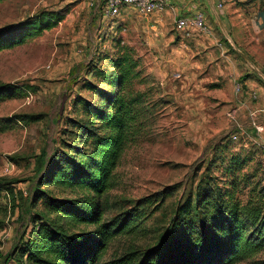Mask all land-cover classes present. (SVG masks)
<instances>
[{"label": "rangeland", "instance_id": "374dc122", "mask_svg": "<svg viewBox=\"0 0 264 264\" xmlns=\"http://www.w3.org/2000/svg\"><path fill=\"white\" fill-rule=\"evenodd\" d=\"M221 5L228 13L230 41L249 59L247 63L214 28L239 70L244 69L239 78L227 68V76L219 78L216 65L189 44L192 32L178 30L174 21L167 27L174 42L153 44L159 40L158 29L152 28L157 24L131 9L118 18L103 19L89 0L0 3V30L44 16L61 18L53 28L0 52V87L10 84L15 89L0 93V180L15 182L16 189L15 201L5 192L0 199V264H15L5 258L15 253L22 236L31 230L36 211L46 212L43 202L32 208L33 191L48 156L63 138L78 131L74 122L87 121L85 101H98L89 85L111 90L108 80L121 73L115 66L121 59L132 67L121 94L136 99L140 130L123 154L115 186L102 202L105 219L140 203H145L146 216L139 232L109 241L103 262L151 249L175 210L206 175L216 177L221 187L237 181L242 201L248 199L251 187L264 184V144L255 143L239 127L230 103L231 88L237 84L253 80L264 89V0H222ZM16 116L26 117L27 123L7 122ZM247 177H252L250 187ZM44 189L53 197H77L70 189ZM50 217L77 232L93 229L76 227L56 214ZM262 262L264 251L235 264Z\"/></svg>", "mask_w": 264, "mask_h": 264}, {"label": "trees", "instance_id": "16d2710c", "mask_svg": "<svg viewBox=\"0 0 264 264\" xmlns=\"http://www.w3.org/2000/svg\"><path fill=\"white\" fill-rule=\"evenodd\" d=\"M60 20L56 14L2 28L0 52L23 44L28 37L53 28ZM115 66L121 73L109 78L111 90L89 85L98 101H85L87 121H75L78 131L63 138L48 156L31 201L34 209L43 202L46 212L36 211L31 230L28 234L25 232L20 246L5 261L15 264H235L264 251V184L260 182L251 187L248 199L242 201L237 193V181L221 187L216 177L206 175L195 192L175 210L169 226L151 249L103 262L109 241L139 232L146 216L145 203H140L135 209L105 219L102 200L115 186V172L123 154L140 130L136 128V99L121 94L130 81L132 67L125 59L117 61ZM13 90L10 84L0 87L2 94H11ZM13 120L27 123L26 117L21 116L7 122ZM250 179L246 178L247 187ZM14 184L0 180V199L5 192L15 201ZM44 187L70 189L77 197L72 200L53 197ZM27 211L31 213L32 209ZM51 214L69 219L76 227L85 225L93 229L71 230L51 219Z\"/></svg>", "mask_w": 264, "mask_h": 264}, {"label": "crops", "instance_id": "0c3cea01", "mask_svg": "<svg viewBox=\"0 0 264 264\" xmlns=\"http://www.w3.org/2000/svg\"><path fill=\"white\" fill-rule=\"evenodd\" d=\"M222 0H171L169 8L163 13H156L151 17L147 18L148 23L153 22L157 24L154 29H158L157 32L160 34L158 36L159 40H153V44L164 43L169 44L174 42L175 38L172 35H167V27L171 21L176 22L177 19L181 17L193 18L198 12H203L206 17V24L210 28L211 33L205 34L195 28L191 29L192 32L189 38V44H191L198 51L203 52V58L214 63L216 65V72L219 78L226 75V68L230 70L236 78H239L242 71L239 70L237 65V60L231 53V49L226 47V43L220 39L214 28L220 30L224 38L228 41L226 31V23L228 20V13L226 9L220 7ZM232 49H236L230 41ZM183 43L180 42V45ZM188 47V46H187ZM228 66H234L235 70H231ZM228 78V77H227ZM203 81V80H202ZM236 84V83H235ZM244 86V87H243ZM243 89L241 93H236L235 87L231 88L232 101L231 106H233L234 114H237L239 122L242 124L239 127H243L244 133L254 140L255 143L264 144V134L257 131L255 125H260L264 127V89L253 80H247L243 83ZM257 92L258 96L261 98L259 102H255L252 97V93ZM263 97V98H262Z\"/></svg>", "mask_w": 264, "mask_h": 264}, {"label": "built area", "instance_id": "2783aa9c", "mask_svg": "<svg viewBox=\"0 0 264 264\" xmlns=\"http://www.w3.org/2000/svg\"><path fill=\"white\" fill-rule=\"evenodd\" d=\"M171 0H89L95 9H100L103 19L118 18L125 9H131L142 17H151L156 13H163L170 6ZM222 7V5H220ZM180 31L189 32L195 28L205 34H210L211 30L206 24V17L203 12H198L193 18L181 17L175 22ZM242 85L237 84L236 93L242 92ZM253 99L258 98L257 92L252 93ZM258 132H264V127L255 125Z\"/></svg>", "mask_w": 264, "mask_h": 264}, {"label": "water", "instance_id": "95a60500", "mask_svg": "<svg viewBox=\"0 0 264 264\" xmlns=\"http://www.w3.org/2000/svg\"><path fill=\"white\" fill-rule=\"evenodd\" d=\"M225 34H226L227 38L230 39L229 36L227 35L226 31H225ZM235 48H236V46H235ZM236 50L241 54V56H242L244 59H246L247 63H249V59L247 58V56L244 55V54H243L240 50H238L237 48H236Z\"/></svg>", "mask_w": 264, "mask_h": 264}]
</instances>
